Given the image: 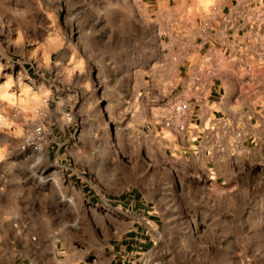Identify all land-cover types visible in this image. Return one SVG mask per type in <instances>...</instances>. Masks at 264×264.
I'll return each mask as SVG.
<instances>
[{"label": "rangeland", "instance_id": "rangeland-1", "mask_svg": "<svg viewBox=\"0 0 264 264\" xmlns=\"http://www.w3.org/2000/svg\"><path fill=\"white\" fill-rule=\"evenodd\" d=\"M161 12L0 0V264H264V55L188 138Z\"/></svg>", "mask_w": 264, "mask_h": 264}, {"label": "crops", "instance_id": "crops-1", "mask_svg": "<svg viewBox=\"0 0 264 264\" xmlns=\"http://www.w3.org/2000/svg\"><path fill=\"white\" fill-rule=\"evenodd\" d=\"M157 6V11L162 10L157 17L167 31L170 53L174 51L177 59L176 69L178 70L179 86L176 92L180 98L189 100V111L185 119V132L188 138H195L199 135L203 123L211 115L216 117L220 112L229 116L227 106L220 108L219 104L226 95V86L230 85L232 75H237V82H240L239 74L250 64L249 59L254 62L261 61L264 50L258 51L254 46V39L250 36V30L254 28L252 10L247 1L241 0H214L218 4L220 15L214 18L206 28L201 23L207 19L206 13L197 15L193 20L183 19V15L173 14L170 0H147ZM212 4V5H213ZM225 14V17L221 15ZM175 23L171 31V23ZM170 43V42H168ZM213 50L217 57L223 59L220 65V73L210 79L207 86L202 87L203 93L199 95L196 90L187 88V76L190 69L198 62L201 56ZM256 57V58H255ZM239 73V74H238ZM235 80V81H236Z\"/></svg>", "mask_w": 264, "mask_h": 264}, {"label": "built area", "instance_id": "built-area-1", "mask_svg": "<svg viewBox=\"0 0 264 264\" xmlns=\"http://www.w3.org/2000/svg\"><path fill=\"white\" fill-rule=\"evenodd\" d=\"M247 1L252 10L254 28L250 30V36L255 40L254 46L256 49H264V0H241ZM220 9L218 4H213L207 14V19L201 23L203 28H206L214 18L219 17ZM225 17V14L221 15ZM224 63L223 59L217 57L213 50L204 53L196 64L190 69L187 76L188 89L196 90L199 95H202L203 89L208 85L210 79L219 75L220 65ZM189 110L188 99L175 98L170 102L167 115L163 119V124L166 127H175L176 129L184 128V118ZM39 131V129H36Z\"/></svg>", "mask_w": 264, "mask_h": 264}, {"label": "clouds", "instance_id": "clouds-1", "mask_svg": "<svg viewBox=\"0 0 264 264\" xmlns=\"http://www.w3.org/2000/svg\"><path fill=\"white\" fill-rule=\"evenodd\" d=\"M198 2L200 3L201 7H203V9L207 11L208 7L213 2V0H198Z\"/></svg>", "mask_w": 264, "mask_h": 264}, {"label": "bare ground", "instance_id": "bare-ground-1", "mask_svg": "<svg viewBox=\"0 0 264 264\" xmlns=\"http://www.w3.org/2000/svg\"><path fill=\"white\" fill-rule=\"evenodd\" d=\"M107 1V0H106ZM115 2V1H114ZM18 150V149H17ZM63 200H65L68 204H73L74 203V200L71 198V197H67V198H64Z\"/></svg>", "mask_w": 264, "mask_h": 264}]
</instances>
